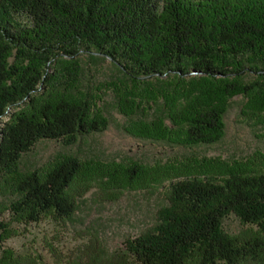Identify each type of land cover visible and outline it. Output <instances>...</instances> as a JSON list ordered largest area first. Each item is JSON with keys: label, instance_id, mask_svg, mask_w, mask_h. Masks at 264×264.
I'll list each match as a JSON object with an SVG mask.
<instances>
[{"label": "trees", "instance_id": "obj_1", "mask_svg": "<svg viewBox=\"0 0 264 264\" xmlns=\"http://www.w3.org/2000/svg\"><path fill=\"white\" fill-rule=\"evenodd\" d=\"M81 56L107 58L117 70L109 88L135 137L187 147L216 141L233 94L263 119L264 0H0V243L16 233L12 223L69 219L74 195L92 179H105L108 193L166 179L151 225L108 252L91 235L72 263L264 264V170L72 153L20 168L40 138L72 143L106 127L97 87L81 81ZM228 213L241 224L234 232L222 227ZM0 264L45 262L6 246Z\"/></svg>", "mask_w": 264, "mask_h": 264}, {"label": "rangeland", "instance_id": "obj_2", "mask_svg": "<svg viewBox=\"0 0 264 264\" xmlns=\"http://www.w3.org/2000/svg\"><path fill=\"white\" fill-rule=\"evenodd\" d=\"M81 66V81L97 87L98 106L108 118L106 127L83 134L72 143L40 138L21 154V169L40 167L59 153H72L80 159L121 164L135 160L143 164L169 166L191 161L202 167L210 164L220 169L226 165L264 170V114L259 116L263 118H258L259 121L248 116L243 110L244 98L240 94L227 98L224 130L218 140L189 147L167 145L135 137L123 129L126 118L116 110L113 91L109 88L110 80L119 75L109 59L92 60L81 56ZM104 182L103 178L92 179L86 191L74 195L76 209L64 222L42 218L25 224L12 223L16 233L4 239L0 247L40 253L45 264H73L77 248L89 236H95L105 251H111L121 245L124 237L151 225L156 208L165 202L166 179L133 187H114L113 193H108ZM222 227L234 232L241 224L233 213H228L222 219Z\"/></svg>", "mask_w": 264, "mask_h": 264}]
</instances>
